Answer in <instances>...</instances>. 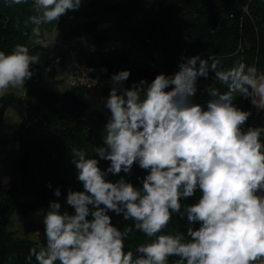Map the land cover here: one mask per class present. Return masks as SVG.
Listing matches in <instances>:
<instances>
[{
	"label": "clouds",
	"instance_id": "1",
	"mask_svg": "<svg viewBox=\"0 0 264 264\" xmlns=\"http://www.w3.org/2000/svg\"><path fill=\"white\" fill-rule=\"evenodd\" d=\"M83 2L32 0L35 14L24 26H31L34 45L47 49L50 41L41 26L58 23ZM39 61V53L25 44L0 51V95L25 88ZM210 72L226 90L210 85L204 89L206 103H194L198 78L207 79ZM130 75L121 70L111 76L104 101L110 117L102 146L94 147L98 158L72 149L83 185L82 191L67 192L74 214L50 201L43 216L46 244L29 250L27 264H169L172 257L177 258L172 264H264V126L245 130L252 113L234 103L250 98L264 111V71L244 62L225 69L220 60L198 54L182 58L171 75L123 87ZM101 160L110 162L106 170ZM137 164L147 173L138 177L142 187L120 176H130ZM109 174L120 178L113 182ZM197 191L195 203H182ZM109 213L133 223L121 229ZM173 214L186 217V233L165 231ZM134 232L148 238L135 252L125 245Z\"/></svg>",
	"mask_w": 264,
	"mask_h": 264
},
{
	"label": "trees",
	"instance_id": "2",
	"mask_svg": "<svg viewBox=\"0 0 264 264\" xmlns=\"http://www.w3.org/2000/svg\"><path fill=\"white\" fill-rule=\"evenodd\" d=\"M81 7L117 16L122 25L133 18L142 21L141 14L147 13V19L142 21L147 35L141 39L148 47L150 60L136 63L129 57L116 55L106 57L100 65L104 77L111 78L121 70H130L131 75L124 82L126 87L142 79L151 82L155 78L151 72V43L158 46L167 63L169 75L178 70L182 58L198 54L202 58L220 60L225 69L244 62L264 71L262 0H84ZM33 14L32 0L21 5H9L8 0H0V51L7 54L16 44H25L32 54L39 53L40 56L39 63L33 65L32 78L25 84L24 115L15 130L18 153L15 161L16 180L5 193H0V264H27L25 258L29 250L46 244L17 237L14 231H10L8 223L12 214L39 215L43 218L50 201H58L62 206L61 211L74 214V209L66 203L67 192L70 188L82 191L83 185L77 180L71 152L73 148H79L89 155L91 131L87 120L89 105L86 90L70 87L65 92L59 91L58 86L62 81L56 75L65 69L67 57L61 50L54 53L51 44L47 49L28 45L31 26L25 28L24 21ZM82 36L98 45L106 41V33L98 32L94 21L75 25L63 38L68 41ZM89 64L96 63L90 61ZM213 84L221 91L226 90V86L216 82L212 72L207 79L198 78L193 102L206 103L209 97L204 89ZM12 102L10 94L0 98V125ZM104 111L110 117L106 108ZM109 164L108 161H100L102 170H106ZM146 174L137 164L133 166L130 176L124 173L120 176L142 187L138 177ZM119 178L111 174L107 176L113 182ZM56 188L61 190L59 197L54 195ZM200 195L197 191L182 203H195ZM109 215L112 223L121 229L133 223L124 220L122 215ZM186 226V217L181 219L173 214L165 231L186 233ZM193 227L198 228L199 224ZM147 239L140 232L130 234L125 240L126 250L135 252V248L147 242ZM175 259L170 258L169 264Z\"/></svg>",
	"mask_w": 264,
	"mask_h": 264
},
{
	"label": "rangeland",
	"instance_id": "3",
	"mask_svg": "<svg viewBox=\"0 0 264 264\" xmlns=\"http://www.w3.org/2000/svg\"><path fill=\"white\" fill-rule=\"evenodd\" d=\"M142 21L147 19V13L141 14ZM96 22L98 26V32H104L108 35V37L114 41V42H120L124 45V49L113 52L107 56H124L129 57L133 62L136 63H146L149 57V50L147 45L142 41L141 37H144L147 35V31L144 28V23L142 21H138L137 18L130 19L126 21L123 25L120 23V20L117 16L109 15L106 13H102L99 11H95L90 8H83L80 7L78 11H72L69 12L67 15L62 16L58 23L53 22L52 24L48 25H42L41 31L42 34L46 33L47 38L50 41L49 44L54 43L52 46V51L54 53H58L60 51V48L56 46L57 44L55 41H61L63 40V36L65 33H68L72 27H74L77 24L87 23V22ZM67 29V30H66ZM133 31V32H132ZM79 38L86 39V36H82ZM79 38H74L71 40H68V42L78 41ZM36 38L32 35L30 36V39L28 41V45L34 46V40ZM85 42V41H84ZM60 43V42H59ZM58 43V44H59ZM95 60L98 58L101 60L99 56L94 57ZM103 58V57H102ZM106 58V57H105ZM56 77L61 80V84L58 86L59 91L65 92L67 91L70 86L65 81V69H61ZM22 89V88H21ZM17 89L16 96L13 99V105L15 106V115L12 119H9L8 122L5 123L4 120L2 124L0 125V130L5 128L10 131V134L8 136L1 137L0 136V150L2 151V155H5V150H10L12 146L14 145V141L16 140V133H15V125L18 123V117L21 113H23V103L21 100V93L20 90ZM5 119V117H4ZM104 135V134H103ZM94 141L92 142L91 138L89 139L88 147L90 148V155L95 157L94 155ZM101 167V165H99ZM102 169V167H101ZM2 171L0 169V176L2 177ZM8 185L4 184L3 181H0V193L3 194L7 191ZM10 219V224L8 229L10 228L15 233L16 231H19V234L22 235L23 233H29L27 232L24 223H23V216L19 213H14ZM38 229V228H37ZM43 234V231H42ZM41 234V235H42ZM17 235V234H16ZM27 235V234H26ZM18 237V236H17ZM37 237V242L44 243L46 242V237ZM27 239V238H26Z\"/></svg>",
	"mask_w": 264,
	"mask_h": 264
},
{
	"label": "crops",
	"instance_id": "4",
	"mask_svg": "<svg viewBox=\"0 0 264 264\" xmlns=\"http://www.w3.org/2000/svg\"><path fill=\"white\" fill-rule=\"evenodd\" d=\"M262 3H264V0H262ZM67 30V29H66ZM89 40L88 37L86 39L84 38H79L78 41H73L72 43H79V42H84ZM61 41H55L56 44ZM106 41H112L108 35L106 34ZM118 42V41H117ZM59 43V44H60ZM53 45V43H51ZM57 46V45H56ZM103 57V58H102ZM105 57H110V56H101V60L98 58L95 60V58H86L88 61H93L95 62V66L97 67V79H98V84L93 86L91 89L86 91V99L87 103L89 105V110L87 114V120L89 121V127L91 131V140L92 142L94 141L95 146H102L103 144V129L105 126V111H104V101L109 95L110 89L113 86L111 83V78L110 77H104V72L102 67L100 66L102 63V60L105 59ZM150 60V57H148L147 62ZM123 87H126L125 83L123 84ZM26 88H22L20 90V95L25 92ZM16 91L17 89H10L7 93L4 95L10 94L12 98L14 99L16 96ZM4 95H0V98ZM234 103L240 107L243 110L246 111H251L252 115L250 116L249 120L247 121L246 125L244 126V129L246 130L248 126H264V111H258L255 107L252 106L250 98L244 99L242 97H237L234 101ZM15 106L12 105L8 109L4 122L5 123H10L8 122L9 119H12L13 116L15 115ZM24 115V109L23 113L20 114L18 117V123L15 125V128H17L18 124L20 123L22 117ZM5 129V128H3ZM2 130V129H1ZM8 136V135H6ZM4 137V136H1ZM264 139V137H262ZM94 146V147H95ZM90 148L88 147V152L89 156L90 155ZM94 149V148H93ZM5 155H1L0 157V169L2 171V177L0 176V181L2 180L4 184L10 186L15 180H16V171H15V161L18 156L17 153V140L14 141V145L10 150H5ZM14 215V214H12ZM12 215L10 216V219H12ZM23 216V223L24 227L28 230H26L29 233H23L22 235L19 234V231H16V234L20 238L24 239H29L33 241H37V237L34 235V230L37 228H40L42 226V231L43 234L39 236L40 237H45L44 235V225H43V218L39 215H22ZM10 219L8 223V227L10 224ZM90 219V218H89ZM10 231H13L9 228Z\"/></svg>",
	"mask_w": 264,
	"mask_h": 264
},
{
	"label": "built area",
	"instance_id": "5",
	"mask_svg": "<svg viewBox=\"0 0 264 264\" xmlns=\"http://www.w3.org/2000/svg\"><path fill=\"white\" fill-rule=\"evenodd\" d=\"M57 46L67 57V65L65 67L66 83L70 87H81L86 91L98 84L97 67L89 64L90 61L86 60V58L90 59L95 56H107L113 52L124 49V45L120 42L105 41L103 44L98 45L92 40H88L84 43L63 41L60 44H57ZM21 100L25 110L24 93L21 96ZM104 117L106 124L109 116L105 114ZM9 134L10 131L7 129L0 130V136H6ZM37 233L39 234L37 235ZM34 234L40 236L42 234V226L36 229Z\"/></svg>",
	"mask_w": 264,
	"mask_h": 264
},
{
	"label": "water",
	"instance_id": "6",
	"mask_svg": "<svg viewBox=\"0 0 264 264\" xmlns=\"http://www.w3.org/2000/svg\"><path fill=\"white\" fill-rule=\"evenodd\" d=\"M150 53H151V58L153 61V66L151 68V72L153 75H157L160 73H164L166 75L168 74V67L165 59L163 58L158 46L154 43H151L149 45Z\"/></svg>",
	"mask_w": 264,
	"mask_h": 264
}]
</instances>
